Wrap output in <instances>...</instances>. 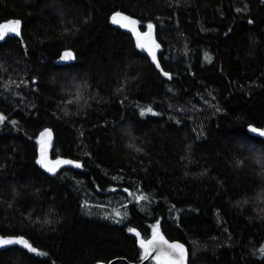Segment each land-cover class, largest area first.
Wrapping results in <instances>:
<instances>
[{
	"label": "trees",
	"instance_id": "obj_1",
	"mask_svg": "<svg viewBox=\"0 0 264 264\" xmlns=\"http://www.w3.org/2000/svg\"><path fill=\"white\" fill-rule=\"evenodd\" d=\"M115 12L155 27L160 69ZM12 21L19 33L0 39V234L38 252L14 245L0 264L140 262L137 233L157 223L188 264H264V135L248 130L264 133V1L0 0V25ZM46 128L51 156L83 170L40 169Z\"/></svg>",
	"mask_w": 264,
	"mask_h": 264
},
{
	"label": "water",
	"instance_id": "obj_2",
	"mask_svg": "<svg viewBox=\"0 0 264 264\" xmlns=\"http://www.w3.org/2000/svg\"><path fill=\"white\" fill-rule=\"evenodd\" d=\"M261 1H264V0H261ZM116 13L122 14V16L123 17H127L128 20L136 21L137 22L136 25H135L136 31H133L131 26H129V27H125L124 26L127 23V20H121L120 23L113 22L112 17ZM111 22H112V24L115 27L121 29L122 31H124V32H126L128 34H130L132 36V38L134 39V41H135L136 45L138 46V48L141 50V52L146 54L148 56V58L151 60V62L157 68H159V69L161 68V64H160V61H159V54L162 51V44L157 38L156 29H155V27L153 25H152L153 27H152L151 30H149V28H147L145 30H142L140 28L138 19L133 17V16H131V15H129V14H127V13H125V12H115V13H113L112 16H111ZM145 34H147V35H145ZM141 43H144L145 47H143V48L140 47ZM153 45H158V47H154ZM153 51L155 52V60L152 57V52ZM63 55H64V53L59 58H57V60L55 61V63L57 65H65V64H67V63H69L71 61V60L70 61L62 60L61 58H62ZM253 128L258 129L260 131L259 132H254V131H252ZM248 130L253 135L263 136L261 134V133H263L262 129H260V128L254 126V125L249 126ZM48 133H50V135ZM52 136H53V132H52V130L50 128H46V129L42 130L40 132V134H39L40 139L42 141H44V142L49 141L52 138ZM42 158H46L45 162L48 164L49 167H55L56 168L55 172L48 171L47 168H45L44 166H42L39 163V161ZM57 161H60L61 163H59L57 165L56 164ZM64 161H71L72 163H63ZM37 164H38V166L40 167L41 170H43L44 172H46L50 176H55L56 174H58L60 172V170H62L64 168H69V167L75 168L77 170H83V166H82V163L80 161L72 159V158H68V157H62V156L52 157L50 149L47 146H44V145L41 146L39 148V150H38ZM160 234L163 236V238L169 244H180V245H183V247L185 249V257H184V260H183V264H188L189 251H188L187 245L184 242H182V241L171 240V239L167 238L162 232H160ZM137 235H138L139 246L145 250V248L142 247V245H141V241L143 240L144 242H147L148 240H151L153 238V235L150 236L147 239L142 238L139 233H137ZM0 238H3V239H19V238H23L25 241L28 242V240L26 238L21 237V236H19V237L18 236H4V235L0 234ZM14 245H21V244H10V245H5V246H0V250L6 249V248L14 246ZM21 246H23V245H21ZM32 248H34V247H32ZM26 249H28V248H26ZM35 249L37 250L36 252H38V248H35ZM163 251L164 252L168 251L166 246H164ZM148 252L150 254L147 257L143 258V260H141L140 262H130L126 258L116 257V258L111 259L108 262H101L100 264H118L119 262H124L126 264H148L149 262H154L155 264H158L157 260L154 259V257L158 256V254L160 253V248L159 247L149 246ZM33 253H35V252H33ZM177 255L178 254H173V257L175 258ZM161 260H163V257H161Z\"/></svg>",
	"mask_w": 264,
	"mask_h": 264
},
{
	"label": "snow or ice",
	"instance_id": "obj_3",
	"mask_svg": "<svg viewBox=\"0 0 264 264\" xmlns=\"http://www.w3.org/2000/svg\"><path fill=\"white\" fill-rule=\"evenodd\" d=\"M113 22L115 23H120L121 20H127V23L124 25L125 27H132L133 31H136L135 25H136V21L134 20H128L127 17H123L122 14L120 13H116L113 17ZM19 27H20V22L19 21H12L9 22L7 24H3L0 25V39H3L4 36L7 33H19ZM152 25H148L149 30L152 29ZM147 35V34H145ZM154 47H158V45H153ZM140 47H145L144 43L140 44ZM151 50V49H150ZM152 57L155 60V52H152ZM62 60L65 61H70L72 59H74V56L72 54V52L67 51L64 53V55L61 58ZM208 59H210V57H208ZM165 75H168L167 73H165ZM147 112H151V109H147ZM144 114V112H142V115ZM5 119V117H3L2 115H0V122H3V120ZM252 131L254 132H259L260 130L253 128ZM50 135V133H48ZM262 135H264V133H261ZM46 158H42L39 163L44 166L45 168L48 169V171L50 172H55L56 168L55 167H49L48 164L45 162ZM59 163H61L60 161H57L56 164L58 165ZM63 163H72L71 161H64ZM138 200H145L147 199V197L141 195L139 197H137ZM117 216L120 215L119 212L116 213ZM153 238L151 240H148L147 242H144L143 240L141 241V245L142 247L145 248V257H147L150 253L148 252V248L149 246L152 247H159L160 248V253L158 254L157 257H154V259L157 260L158 264H183V260L185 257V249L183 247V245L180 244H169L164 238L163 236L160 234L159 232V223H157L156 225L153 226ZM134 231V230H132ZM10 244H21L24 247L28 248L30 251L32 252H36L37 250L35 248H32L31 245L25 241L23 238H19V239H3L0 238V246H5V245H10ZM164 246L167 247L168 251L164 252ZM173 254H178L175 258L173 257ZM161 257H163V260H161Z\"/></svg>",
	"mask_w": 264,
	"mask_h": 264
},
{
	"label": "rangeland",
	"instance_id": "obj_4",
	"mask_svg": "<svg viewBox=\"0 0 264 264\" xmlns=\"http://www.w3.org/2000/svg\"><path fill=\"white\" fill-rule=\"evenodd\" d=\"M47 146L48 148H50V144H49V142L47 141V142H42V144H41V146ZM139 196H141V195H139V194H136V193H130L129 194V200L130 201H137L138 199H137V197H139Z\"/></svg>",
	"mask_w": 264,
	"mask_h": 264
}]
</instances>
